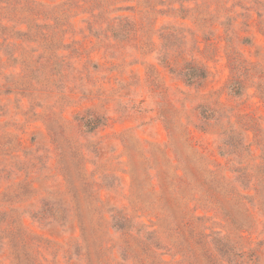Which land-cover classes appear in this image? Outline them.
Segmentation results:
<instances>
[{"label": "rangeland", "instance_id": "374dc122", "mask_svg": "<svg viewBox=\"0 0 264 264\" xmlns=\"http://www.w3.org/2000/svg\"><path fill=\"white\" fill-rule=\"evenodd\" d=\"M0 264H264V0H0Z\"/></svg>", "mask_w": 264, "mask_h": 264}, {"label": "trees", "instance_id": "16d2710c", "mask_svg": "<svg viewBox=\"0 0 264 264\" xmlns=\"http://www.w3.org/2000/svg\"><path fill=\"white\" fill-rule=\"evenodd\" d=\"M187 78H188L187 80L190 81V80H192L194 77H192V76H189V77H188V75H187Z\"/></svg>", "mask_w": 264, "mask_h": 264}]
</instances>
